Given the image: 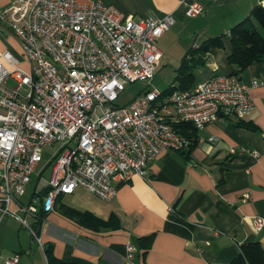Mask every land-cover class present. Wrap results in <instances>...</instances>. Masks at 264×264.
I'll list each match as a JSON object with an SVG mask.
<instances>
[{
	"label": "built area",
	"instance_id": "2783aa9c",
	"mask_svg": "<svg viewBox=\"0 0 264 264\" xmlns=\"http://www.w3.org/2000/svg\"><path fill=\"white\" fill-rule=\"evenodd\" d=\"M204 1L182 0L183 12L201 13ZM0 21L18 39L30 67L24 72L15 57L0 52L3 213L10 212L12 198L31 181L43 148L57 140L63 145L42 186L47 189L40 205L44 212L53 210L59 194L79 185L109 200L115 182L135 174L147 178L150 160L189 144L173 123L201 128L220 116L241 118L252 108L248 86L228 74L167 94L146 88L127 103H116L128 84L151 82L159 58L157 39L175 21L170 13L135 20L101 0H17L0 8ZM26 211L37 208L30 204ZM252 225L262 229L264 216L255 215ZM27 228L42 247L35 228ZM125 250L123 264H134L135 246L127 243ZM18 262L19 254L4 260Z\"/></svg>",
	"mask_w": 264,
	"mask_h": 264
},
{
	"label": "crops",
	"instance_id": "0c3cea01",
	"mask_svg": "<svg viewBox=\"0 0 264 264\" xmlns=\"http://www.w3.org/2000/svg\"><path fill=\"white\" fill-rule=\"evenodd\" d=\"M101 1L135 20L173 15L174 23L156 42L159 58L155 70L162 58L163 63H180L185 53L175 57L172 52V39H179L180 34L188 39L196 35L198 41L190 47L223 34L224 47H211L204 54V64L194 71V84L215 74H231L229 29L247 17L253 5L264 4V0H205L201 13L187 16L182 0ZM14 2L17 0H0V8ZM187 44L180 43L183 47ZM0 52L25 63L18 39L2 21ZM3 64L13 68L5 60ZM238 80L248 86L253 104L241 119L254 124L255 129L237 125L234 116H220L197 128V143L189 157L175 149L162 151L147 163V178L135 174L128 181L115 182L109 200L81 185L70 194H60L53 210L35 225L42 247L27 228L36 220V212L26 208L34 204L38 211L45 180L33 187L24 203L20 197L30 181L21 195L12 198L9 213L0 210V264L13 254H19L17 264H47L43 248L48 244L57 258L80 264H123L126 244L137 248V238L152 232L150 248L145 254L136 249L134 264L224 263L244 241L256 240L264 250V227L256 231L252 225L255 215L264 216V62H253ZM41 173L38 171V176ZM60 204L88 210L103 220L112 217L113 225L98 231L86 228L59 213Z\"/></svg>",
	"mask_w": 264,
	"mask_h": 264
},
{
	"label": "trees",
	"instance_id": "16d2710c",
	"mask_svg": "<svg viewBox=\"0 0 264 264\" xmlns=\"http://www.w3.org/2000/svg\"><path fill=\"white\" fill-rule=\"evenodd\" d=\"M228 33L231 42V50L227 53V61L232 67L230 75L238 78V75L253 62H264V4L258 3L253 5L248 16L230 27ZM211 47H224L223 34L208 37L197 47H190L182 56L176 68L174 79L165 89L161 90L162 93L167 94L174 90H182L194 86V71L204 64L203 56ZM236 124L245 126L250 130L256 127L251 122H244L241 118L237 119ZM173 127L176 131L187 137L189 141L188 146L179 151L186 157H189L197 143V128L185 121L173 123ZM46 191L47 189L43 188L40 192L45 193ZM58 212L77 224L92 230L98 231L113 225L112 217L108 220H103L88 210L67 204H60ZM45 213L40 206L35 213L36 220L30 226L36 229L35 225L41 222ZM153 238V232L139 236L137 238L136 249L141 250L142 254H145L150 248ZM43 252L47 264H80L74 260L57 258L53 254L50 244L44 245ZM211 264H264V250L256 240L244 241L239 244L237 253L229 261Z\"/></svg>",
	"mask_w": 264,
	"mask_h": 264
},
{
	"label": "rangeland",
	"instance_id": "374dc122",
	"mask_svg": "<svg viewBox=\"0 0 264 264\" xmlns=\"http://www.w3.org/2000/svg\"><path fill=\"white\" fill-rule=\"evenodd\" d=\"M184 33L180 34L179 39L173 38V46H172V52L176 56H182L188 47H190L192 42H196V35L192 34L191 37L188 39L187 36L184 37ZM170 38H168L169 42ZM188 43L186 47H183L180 45V43ZM157 46V44H156ZM158 47V46H157ZM163 58L161 60L162 64L158 67V69L154 70V77L152 78L151 82L148 81H136L134 83L128 84L126 86V89L119 94L118 99L116 100V103L119 105L125 104L128 101H130L138 92L146 89V88H156L159 91L165 89L174 79L175 71L174 68L178 66V62H164ZM17 67L22 69L24 72H29L30 67L29 63L25 61V63L18 62ZM8 84L10 86H13L15 82L12 79H8ZM63 142L60 140H57L53 142L52 144L47 145L45 148H43L41 152V161L38 164L37 170L33 173L31 182L27 187L26 193L24 196L20 197L24 203L27 202V194L31 193V190L33 187H35L38 184H41L44 180L48 179L50 177L51 169H52V158L54 155L58 152V150L62 147ZM42 170L41 175L38 176V171ZM30 192V193H29ZM36 198V196H35Z\"/></svg>",
	"mask_w": 264,
	"mask_h": 264
},
{
	"label": "water",
	"instance_id": "95a60500",
	"mask_svg": "<svg viewBox=\"0 0 264 264\" xmlns=\"http://www.w3.org/2000/svg\"><path fill=\"white\" fill-rule=\"evenodd\" d=\"M31 244H33V242Z\"/></svg>",
	"mask_w": 264,
	"mask_h": 264
}]
</instances>
